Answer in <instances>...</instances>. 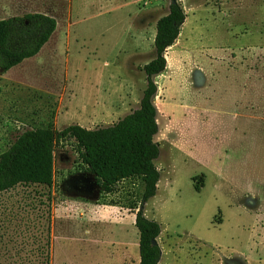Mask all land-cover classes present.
Wrapping results in <instances>:
<instances>
[{
	"label": "rangeland",
	"instance_id": "374dc122",
	"mask_svg": "<svg viewBox=\"0 0 264 264\" xmlns=\"http://www.w3.org/2000/svg\"><path fill=\"white\" fill-rule=\"evenodd\" d=\"M170 2L0 0V20H56L36 55L0 70V153L26 129H93L136 109ZM178 2L186 18L153 77L155 195L142 205L139 178L100 191L60 142L51 186L0 192V264H139L140 206L160 224L158 264H264V0Z\"/></svg>",
	"mask_w": 264,
	"mask_h": 264
},
{
	"label": "trees",
	"instance_id": "16d2710c",
	"mask_svg": "<svg viewBox=\"0 0 264 264\" xmlns=\"http://www.w3.org/2000/svg\"><path fill=\"white\" fill-rule=\"evenodd\" d=\"M169 5L166 15L155 26V55L143 66L146 86L136 109L109 126L87 129L70 124L61 130L52 125L26 129L0 153V192L19 184L51 186L54 176L55 146L67 140L74 142L77 160L94 177L100 191L110 193L125 179L139 178L143 185L141 202L156 193L159 171L154 165L159 147L153 138L158 131L157 111L153 98V77L166 64L165 50L177 39L186 14L178 0ZM56 28V20L44 13L32 12L0 20V70L7 71L24 59L36 55ZM199 191L204 176L197 177ZM139 264H158L160 248L151 239L160 234V224L135 211Z\"/></svg>",
	"mask_w": 264,
	"mask_h": 264
},
{
	"label": "water",
	"instance_id": "95a60500",
	"mask_svg": "<svg viewBox=\"0 0 264 264\" xmlns=\"http://www.w3.org/2000/svg\"><path fill=\"white\" fill-rule=\"evenodd\" d=\"M175 1L174 0H171L170 4L174 3ZM144 204V202H142V205ZM142 206H140L138 209H141ZM151 244L152 245H158V242H157V238H152L151 239Z\"/></svg>",
	"mask_w": 264,
	"mask_h": 264
},
{
	"label": "bare ground",
	"instance_id": "6f19581e",
	"mask_svg": "<svg viewBox=\"0 0 264 264\" xmlns=\"http://www.w3.org/2000/svg\"><path fill=\"white\" fill-rule=\"evenodd\" d=\"M166 60H167V62H168V58H167V56H166ZM159 75V74H158ZM158 75H156V76H158ZM156 122H157V119H156ZM157 124H159V123H157Z\"/></svg>",
	"mask_w": 264,
	"mask_h": 264
}]
</instances>
